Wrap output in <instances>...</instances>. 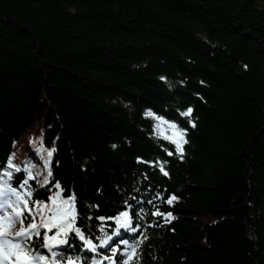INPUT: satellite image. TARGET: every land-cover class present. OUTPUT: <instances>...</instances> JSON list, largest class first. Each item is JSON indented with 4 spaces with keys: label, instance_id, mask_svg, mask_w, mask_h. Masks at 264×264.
Returning <instances> with one entry per match:
<instances>
[{
    "label": "trees",
    "instance_id": "16d2710c",
    "mask_svg": "<svg viewBox=\"0 0 264 264\" xmlns=\"http://www.w3.org/2000/svg\"><path fill=\"white\" fill-rule=\"evenodd\" d=\"M149 111L186 130L182 159ZM22 142L31 177L56 149L52 176L10 186L51 206L59 183L76 227L112 236L70 233L63 261L121 264L127 240L139 264H264V0H0V181ZM129 207L136 232L99 219Z\"/></svg>",
    "mask_w": 264,
    "mask_h": 264
},
{
    "label": "snow or ice",
    "instance_id": "6c2138e0",
    "mask_svg": "<svg viewBox=\"0 0 264 264\" xmlns=\"http://www.w3.org/2000/svg\"><path fill=\"white\" fill-rule=\"evenodd\" d=\"M192 114L193 109L191 107H188L186 111L180 113V115L189 118L192 117ZM146 115L159 121L157 128H159L161 124H165L172 130V134L164 138L175 146V153L182 159L184 146L188 143L186 139V130L180 129L175 123H169L163 120V118L156 116L151 111L147 112ZM189 122L193 128L196 127L194 121L190 120ZM55 151L56 149L54 147L51 150H47V158H51ZM172 154V152L168 153V155ZM45 163L50 165V159L46 160ZM157 166L165 176L168 175L164 164L161 163ZM6 167L9 170L6 171L4 175L8 179L0 181V264H54L47 255L35 252L31 246L33 238L41 235L40 229L45 230L43 246L49 250L54 246L66 244V237L70 233H75L79 239L83 241L87 249L92 252H96L98 247H106L108 245L112 236L106 234L105 237L100 240L99 244H96L93 242V239L87 238L79 227H76L75 196L72 195L68 198H63V190L59 183H56L55 187L60 191L51 197V206L47 203L32 201L30 200L32 196L31 191L22 193L9 184V180L13 175L12 170L19 172L21 169L13 163L11 158L6 162ZM25 171L29 170L25 169ZM29 175L30 178L34 179V177H31L30 171ZM51 176L52 172L49 168L47 177ZM47 177L44 183L50 182L47 180ZM27 186L28 180H24L23 183L19 185L20 188H27ZM176 199L177 197L175 195H171L165 202L168 205H172ZM149 203H151V201H149ZM26 213L28 217H30V222L25 226L24 219ZM152 214L163 217L168 223L174 219L170 212L164 214L157 210ZM137 218H139V213H137ZM99 219L102 221H113L117 226L115 235H120L121 229L131 232H136L138 230L136 227H133V216L130 207L114 217H100ZM17 224H19L20 227L18 230H14ZM53 229L56 230L55 234L47 235V233H51ZM100 231L105 232V229L102 227ZM119 243L126 246V250L123 252L125 258L121 261V264H139L138 246L129 245L127 240H121ZM111 251L114 256L117 252H121V249L115 246ZM113 256H105L103 259L113 261ZM67 264H77V262L69 259ZM94 264H97V262H94ZM99 264H103V262L100 261Z\"/></svg>",
    "mask_w": 264,
    "mask_h": 264
},
{
    "label": "rangeland",
    "instance_id": "374dc122",
    "mask_svg": "<svg viewBox=\"0 0 264 264\" xmlns=\"http://www.w3.org/2000/svg\"><path fill=\"white\" fill-rule=\"evenodd\" d=\"M168 122L169 123H173V122H170V121H168ZM158 123H159V121H157V124ZM40 129H41V127H37V128L34 127L32 129L31 134H34V136L31 138L32 141L37 139L36 137L40 133ZM157 132L162 137L169 136V135L172 134V130L169 129L168 126L165 125V124H161L160 127L157 128ZM22 148H24V143L23 142L17 145V147L15 148L14 152L11 155V157H12L11 159L13 160V163H15L18 167L20 165V159L23 156ZM39 152L40 153L42 152L41 149H39ZM42 160H43V163H42L43 164V169L40 172H38V174H35L34 177H37V175H38V177H47V172H48V168L50 167V165L45 163V161L48 160V159H46L45 156L43 157ZM50 164H51V162H50ZM20 168L25 170V169H28V166L24 165V166H20Z\"/></svg>",
    "mask_w": 264,
    "mask_h": 264
}]
</instances>
